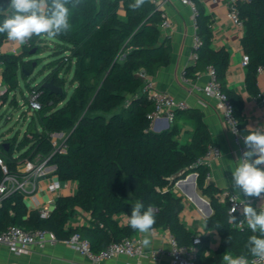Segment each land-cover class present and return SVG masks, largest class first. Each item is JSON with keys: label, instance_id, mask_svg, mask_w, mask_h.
Masks as SVG:
<instances>
[{"label": "trees", "instance_id": "1", "mask_svg": "<svg viewBox=\"0 0 264 264\" xmlns=\"http://www.w3.org/2000/svg\"><path fill=\"white\" fill-rule=\"evenodd\" d=\"M191 1L197 10L199 44L197 59L184 71L191 77L196 71L215 69L232 103L240 132L247 135L243 96L228 87L230 53L225 48H213V21L204 0ZM134 2L79 0L72 10L71 31L53 39V58L44 64L48 73L36 86L41 108L30 116L22 137L17 133L0 142V158L8 168L5 174L0 165V184L7 175L22 177L18 166L39 156L54 167L52 174L60 181L75 182L76 190L59 196L46 218L41 217L40 210L27 207L23 191L9 192L0 201V233L11 226L31 231L47 229L59 240L78 233L97 253L137 234L128 222H121V217H128L139 201L155 212L153 230H168L180 245H190L195 237H201L198 264H223L225 253L252 258L245 244L253 233L247 225L237 226L242 217L229 213L228 205L220 200L224 190L207 181L210 170L200 163L208 147L216 145L202 114L187 110L175 113V118L187 115L194 123L185 141L178 139L176 124L161 132L152 129L149 116L154 106L146 98L145 81L139 72L144 70L154 77L170 63L172 45L161 30L163 18L158 5L146 0L133 10L129 5ZM2 3L5 0H0ZM236 7L244 25L241 45L250 59L245 68L246 89L264 101L257 79L258 68H264V0L238 2ZM47 39L44 35L33 37L18 54L0 52L7 88L1 97L4 102H8L11 92L19 90L20 79L30 91L33 89L32 76L43 63L40 54ZM7 40L6 35H0V49ZM71 73L74 89L68 96L66 76ZM51 80L62 88V93L43 87ZM10 105L18 107L15 97ZM61 133L66 134L65 154L55 152L52 138ZM193 173L197 175L199 194L208 199L212 209L205 221V233L192 230L182 220L186 201L175 189L179 179ZM80 212L89 216L87 224L72 225ZM232 216L236 217L234 221ZM211 230L220 238V244L207 254L211 243L207 232Z\"/></svg>", "mask_w": 264, "mask_h": 264}, {"label": "crops", "instance_id": "2", "mask_svg": "<svg viewBox=\"0 0 264 264\" xmlns=\"http://www.w3.org/2000/svg\"><path fill=\"white\" fill-rule=\"evenodd\" d=\"M155 2L163 14H165L170 26L161 29L165 36L171 40L172 51L171 61L167 66L161 67L151 82L154 87L163 92L169 93L178 100H185L189 106L187 111H196L202 114L211 132L213 141L222 152L221 158L211 163L209 168V183L221 190L231 189L232 171L236 166V161L241 157L238 148L233 142V135L225 123L222 116L216 111L213 103L199 91L209 81L207 69L193 73L191 77L183 80V71L194 64L196 28L195 17L192 7L183 0H152ZM207 13L213 21V48L216 50L227 49L230 53L229 68L227 74L228 87L240 93L244 99V121L246 128L264 127V101L259 97L251 96L245 84L246 69L242 66L245 54L241 45L244 29L237 27L227 16L228 0H204ZM53 39H47L48 42ZM3 49L6 53H20L21 46L16 42L7 40ZM258 85L261 95L264 96V72L257 74ZM146 98L148 99L147 95ZM176 124L179 128V140H187L193 131L194 123L187 118V115H177L173 122L167 120L159 121L153 126V131L169 129ZM54 175L38 180V187L30 191L25 197L26 205L29 209L53 208L59 196L73 194L77 184L75 182H63L61 189L57 193L48 190V183ZM225 180L228 182L226 186ZM175 189L186 201V208L181 214L182 220L192 230L198 233H205L206 219L209 209L205 198L199 195L197 188V178L194 180L190 175L184 182L176 183ZM238 195V194H237ZM264 195V194H262ZM251 205L257 209L264 201L259 198H251ZM207 208V212L205 211ZM212 214V213H211ZM89 216L85 213L73 219L72 225L87 224ZM121 222H128L127 216L121 217ZM168 230H152L149 236L150 244L145 247L147 251L162 250L163 254L156 261H146L145 264H171L169 256L170 243L167 238ZM211 238L210 250L214 251L220 244V238L213 231H208ZM138 240H143V235L139 232L134 236ZM128 258L118 257L112 260L103 261L99 264H126ZM135 261V259L133 260ZM0 264H93L87 257L81 255L76 250L69 248L64 240H58L55 244L43 246L35 245L29 254L16 255L8 248L0 245Z\"/></svg>", "mask_w": 264, "mask_h": 264}, {"label": "built area", "instance_id": "3", "mask_svg": "<svg viewBox=\"0 0 264 264\" xmlns=\"http://www.w3.org/2000/svg\"><path fill=\"white\" fill-rule=\"evenodd\" d=\"M183 1L190 4L194 17H196L197 10L194 3L191 0ZM247 1L249 0H228L227 16L240 29H244V25L240 19L236 4L238 2ZM162 18L163 21L160 27L161 29H166L170 26V23L163 13ZM195 28L197 29L196 23ZM198 44L199 38L196 35L195 51ZM3 47L0 49V52L5 51ZM196 59L197 53L195 52L194 60ZM249 61V56L244 54L242 66L246 68ZM3 67V62H0V98L7 91L2 79ZM207 72L209 81L203 88L199 89V91H201L204 96L213 103L216 111L222 116L225 123L228 125L233 135V142L242 156L243 151L246 150L243 141V136L245 135L240 132L237 119L233 112L232 103L226 93L223 92L222 86L217 79L215 69L213 67H209ZM257 72L258 74L263 73L264 68H258ZM139 75L145 81L144 93L154 106V109L149 116L152 127L156 126L159 121H163L165 119L168 123L173 122L175 119V113L177 111H185L189 108L185 100H178L169 93L156 89L151 82V77L144 70H141ZM182 78L183 80H186L187 78L185 71L182 73ZM39 95L40 90L34 86L30 91L26 101L29 112L34 113L41 108L38 100ZM52 138L56 147L55 152L59 151L60 153L65 154L66 148L64 146V141L66 139V134H53ZM221 156L222 152L220 148L216 145H210L200 163L209 167L211 163L218 161ZM0 165L3 169V172L8 174V168L2 158H0ZM53 170L54 167L48 165V160L39 156L35 160H27L22 162L18 166V171L23 174V176L19 177L18 175H7L0 184V201L2 196L7 195L13 190H21L26 195L30 193V191L36 190L38 187V180L40 178L47 177V175H53ZM209 179L210 175H208L207 181H209ZM62 184L63 182L54 176L48 183V190L51 193H57L61 189ZM241 199L242 198L230 190H224L220 194V200L228 205L229 213L238 214L242 217V219L237 224L238 227L247 225L240 211V209L243 207ZM250 202L252 201L250 200ZM51 209L52 208L50 207L40 209L41 217H48ZM167 238L170 243L169 256L171 259V264H198L200 250L202 247L200 236L195 237L192 244L190 245H180L170 232L167 234ZM58 240L59 239L56 237V235L47 229H37L31 231L18 226H11L0 233V245L5 246L16 255L29 254L32 247L35 245L43 246L46 244H55ZM64 242L69 248H72L81 255L87 257L93 264H99L103 261L112 260L118 257L128 258L126 264H145L146 261L156 262L163 254V251L160 249L147 251L145 246L142 244V241L134 237L126 238L121 242H113L97 253L91 250L89 241L87 239H83L78 233H75L69 239L64 240ZM134 259L135 261H133ZM248 260L249 264H253V262H255V264H264V260H259L256 257L248 258Z\"/></svg>", "mask_w": 264, "mask_h": 264}, {"label": "clouds", "instance_id": "4", "mask_svg": "<svg viewBox=\"0 0 264 264\" xmlns=\"http://www.w3.org/2000/svg\"><path fill=\"white\" fill-rule=\"evenodd\" d=\"M79 0H5L0 4V35L24 46L41 35L54 39L68 34L72 29V10ZM146 0H135L129 7L139 9ZM245 151L236 161L232 171L231 189L238 194L243 204L240 209L248 228L253 235L248 237L245 244L247 253L259 260H264V203L259 209L251 205V198L264 201V127L250 128L243 136ZM226 186L228 182L225 180ZM232 221L235 216L230 218ZM156 223L152 207L144 208L137 201L131 207L128 225L134 231L143 235L142 244H150L149 236ZM230 240V237L228 238ZM223 264H249L248 256L225 253ZM255 264V262H253Z\"/></svg>", "mask_w": 264, "mask_h": 264}, {"label": "rangeland", "instance_id": "5", "mask_svg": "<svg viewBox=\"0 0 264 264\" xmlns=\"http://www.w3.org/2000/svg\"><path fill=\"white\" fill-rule=\"evenodd\" d=\"M45 46L47 48H45ZM54 46V40L53 42L51 41L44 44V50L40 54V56L44 58L43 63L36 69L32 76V78L35 79V81L33 82L34 86H37L40 82H42L43 78L48 73L47 70H44V64H46L53 58L52 50ZM71 78L72 73L66 76L67 82L65 84V89L68 96L71 95L74 89V87L70 84ZM29 93L30 90L26 87L25 82L20 79L19 90L10 93L9 100L7 103L0 98V142H3V140L5 139H10L14 137L17 133H19V136L22 137L25 130L27 129L28 123L30 121V116L32 115V113L29 112L28 105L25 101V98H28ZM14 97L18 102V107L10 105V101ZM23 114H27V118H25ZM205 199L208 201L207 198ZM205 211L207 212V208Z\"/></svg>", "mask_w": 264, "mask_h": 264}, {"label": "water", "instance_id": "6", "mask_svg": "<svg viewBox=\"0 0 264 264\" xmlns=\"http://www.w3.org/2000/svg\"><path fill=\"white\" fill-rule=\"evenodd\" d=\"M43 87L46 88V89L51 90V92H52V93H55V94H60V93H62V88L57 87V86L54 84L53 80H51L50 82L45 83V84L43 85ZM168 127H169V123L167 122L166 128H168ZM166 128H164V129L161 130V131L166 130ZM161 131H156V132H161ZM6 147H7V145H6ZM190 176H191L194 180H196V178H197V175H196L195 173L191 174ZM184 180H185V178H184V179H179V180L177 181V183H178V182L182 183V182H184ZM199 195H200V194H199ZM200 196H201V195H200ZM205 202H206V204H207V206H208V209H209V214H208V216H207V217L209 218V217L211 216L212 209H211V206H210L209 201L205 200ZM141 203H142V202H141Z\"/></svg>", "mask_w": 264, "mask_h": 264}]
</instances>
